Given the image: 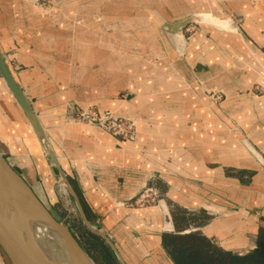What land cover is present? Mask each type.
<instances>
[{
  "label": "crops",
  "instance_id": "crops-1",
  "mask_svg": "<svg viewBox=\"0 0 264 264\" xmlns=\"http://www.w3.org/2000/svg\"><path fill=\"white\" fill-rule=\"evenodd\" d=\"M114 1L118 0H0V52L34 110L47 141L53 138L62 146L61 152L67 158L64 162L69 160L83 201L90 212L100 216L103 231L115 236L110 239L126 264H174L162 243L165 232L197 231L226 251L242 254L252 250L259 229L257 217L237 212L234 207L258 206V187H264V167L249 152H241L232 143L228 146L231 152L222 149L216 157H209L207 142L200 152L190 150L187 127L193 122L192 104L169 102L173 95H166L176 92L179 76L175 69H162L159 62L150 63L156 56L160 60L157 50L161 49V42H154L153 46L139 41L141 36L128 37L126 13L145 1L119 0V5H114ZM151 1L156 7L146 11L157 27H161V20L176 19L179 9L181 14L185 7L189 11L196 8L208 11L212 5L211 0ZM215 1L234 18L233 25L228 18L213 21L220 25L226 21L234 32L241 28L245 38L203 25L204 34L194 31L187 37L186 60L191 69L189 72L183 68V76L197 77L207 88L228 87L226 106L249 109L247 116H233L235 122L257 124L264 116L262 97L241 92L256 84L264 85V0ZM208 13L212 14H204ZM119 28L123 35L115 36L113 30ZM174 40L181 43L180 38V43ZM92 45L94 50L96 45H104L103 52L92 50L82 56ZM246 45L250 69L240 70L236 62L240 64L244 59ZM112 46L119 47V52L113 53ZM228 46L232 51L223 53ZM152 50L154 57L150 60V56L140 53ZM83 60L88 65H81ZM94 60L105 62L99 68L104 69L100 74L92 70ZM100 75L109 77V81L97 82ZM2 81L41 150L36 133L3 78ZM66 100L135 118V138L121 141L96 126L64 122ZM205 103L207 113L209 108L213 114L208 115L212 122L217 126L225 124L224 114L218 109H224V101L215 104L216 110L213 103L206 100ZM55 124L60 127L50 129ZM177 125L188 129L184 137L177 134ZM260 151L259 156H264V148ZM26 159L31 164L28 155ZM144 185L156 192L157 204L128 206L129 199ZM259 200L263 206L264 200ZM197 209L204 216L194 221ZM177 215L184 220L178 222ZM0 264H10L1 248Z\"/></svg>",
  "mask_w": 264,
  "mask_h": 264
},
{
  "label": "rangeland",
  "instance_id": "rangeland-1",
  "mask_svg": "<svg viewBox=\"0 0 264 264\" xmlns=\"http://www.w3.org/2000/svg\"><path fill=\"white\" fill-rule=\"evenodd\" d=\"M144 1L145 4H143L142 6L135 5L134 7H130L129 14L126 13V15H128V20L126 19V22L129 23L128 37L129 39H133L134 37L139 38L138 36H141L139 41H147V43H150L153 46L154 42L155 44H157L159 41L161 42V49L157 50V53H160V60L156 55V57L152 56L154 52L153 50L152 52L148 53L140 51V53L145 56H150L148 60L154 57L155 60H150L151 64L155 65V63L158 64L159 62L158 65H160L162 69L171 68L172 70H176L179 76L177 81L176 92L173 94L169 93L166 95V97H168V95H173V97L168 98V101H177L178 105H182L184 104V102H187V106H189L190 103L192 104V113L190 114V117H192L193 122L192 125H189L187 127L190 130L187 134V138L189 139V143L191 145L190 147H192L190 148V150L192 149L193 152H200V150L203 149L202 146H204V143L207 142L210 151L209 157L210 155H212L211 157H216L221 155L220 150L222 149L226 150V152H231L230 149H228V146L230 145V143H232V145L240 147L241 152H249L253 157H255V159L261 164V166L264 167V156H259V152H261L260 148H264V123H260L261 120L264 121V116L260 118V120L258 121L259 123L257 124H237L235 122L234 117L236 118L237 116L249 115V109L238 110L233 108L231 109L226 106V99L228 95L225 89L228 87L225 86L224 89L219 88L218 90L216 88H207L202 82H200L199 78L194 77L193 79H190L189 76H183V68L185 71L191 69L186 60V52L188 45L187 37L190 36V34L194 31L202 32L204 34L205 30L202 28L203 25L212 26L216 30L220 29L221 31H224L225 33L231 35L233 33H237V35H240L242 39L245 38L241 28L236 29L234 32L231 28L214 22V19H212L211 17V15L217 17L220 15L219 18H228L231 22L230 24L233 25L232 19L234 18V16L228 13V11L224 10L222 7H220L215 0H211L212 5H209L208 11L200 10L201 8H196V10L189 11L187 7H185V9L182 8V14L181 9H179V16H177L176 19L172 21L161 20V27H157L155 26L157 23L152 21L153 18L151 17V14L146 11L147 8L151 10L152 8H155L156 5L151 0ZM113 3L114 5H119L120 1H114ZM206 12H211L212 14H204ZM161 14H163L162 11ZM162 19H164L163 16ZM112 21H115L114 17ZM85 31L87 32V30ZM119 33L123 35V30H121L120 28L113 30V34L115 36H120ZM205 35L210 40L212 39L211 36H208L207 34ZM179 38L181 39V41L179 40ZM174 39H176L178 43H181L176 44ZM95 47L96 49L94 50V45H92L90 51H88L87 49L85 52H82L84 54H82V56H85V54L88 55V53H92V50L93 53H95L97 49L100 50V52H98L97 50V53H102L104 50V45L102 47L96 45ZM123 47L128 46L124 45ZM219 49H222V47H219ZM227 49L228 50H225L226 52L223 53L229 52V46ZM66 50L68 49L66 48ZM244 52V59H241L240 64L236 62V65L237 67H239L240 70L250 69V62L247 59V57L249 56L248 54H250V52L247 45L246 47H244ZM104 63L105 62L103 60H94V62L91 61V64L93 65L92 70H96V72L100 74V72L104 69L101 70L99 68L101 65H104ZM225 63L227 64V62ZM84 64L88 65V61H81V65ZM94 64L96 65V67L94 66ZM188 71L190 72V70ZM134 79L136 78L134 77ZM82 80L87 81V78L82 77ZM97 80L98 82L100 81L104 83V81H109V77L100 75L99 77H97ZM155 84L156 87L159 88L160 85L157 83ZM196 87H199V89L201 90L197 91ZM241 93L246 96H261L264 104L263 84H256L250 89L246 88L244 91L242 90ZM189 96H192V98L190 99ZM205 100L210 103H213L214 107L217 106L215 104L224 101V109H221L220 107L218 109L224 114L226 122L225 124H220L217 126L212 122V119L209 117L213 116V114H211L212 112L209 108V113H207V109L204 108V106H206ZM247 100H245L244 103H247ZM236 101L237 99L235 100V102ZM90 106L95 105L87 104L81 106L73 100H66L63 109L64 122L77 123L86 126H94L80 121L75 114L77 111L76 108L80 109ZM200 106H202V108ZM216 109L217 107H215L214 110ZM234 110L236 111V114H234ZM50 126V129L52 130H56L60 127V125L58 124ZM50 126L48 125V127ZM171 128H174V126H171ZM177 128V134L180 133L182 134V137H184L185 131L187 129L186 126L177 125ZM53 133L55 136V131ZM254 137H257V139H255ZM48 144L50 146L51 152L56 156L59 162L58 165L61 164L62 166H65L68 173H65L61 165H59V169L62 170L68 178V181L74 189L85 215L89 214L90 218H88L87 215L86 217L90 225H92L93 228L97 231L106 233V235H108L110 238H112V240H114L115 236L111 232L107 233L103 231V222L100 220V216L90 212L89 206L83 201L80 190L76 186V181L74 179L75 174L70 169L69 160L68 162H64L67 161V158L65 157L63 152H61L62 146L59 145L58 140L52 138L48 141ZM40 151L42 154H40L39 152V145L38 143H36V140L33 137L29 124L24 119L17 104L14 103L13 98L11 97L9 91L6 89V86L2 81V78L0 77V153L6 158V160L11 164V166L24 178L30 188L42 200V202L50 210L53 216L58 220L64 221L66 226L74 233V235L80 241L87 253L92 257L93 260L95 259L94 261H96V263L98 262L99 264H120L111 247L98 234L91 231L85 225L80 215L79 208L72 194L69 192L66 185L58 182L60 178V173L55 167L50 155L44 152V149L42 147ZM25 153L30 158L31 164L28 162L29 160L26 159ZM209 165L211 166L212 164ZM258 188L259 189L257 201L260 202V198L261 200H264V191H260L264 190V187L259 186ZM136 194H138V192ZM259 202L258 206L256 208L253 207V209H248L245 206L234 207L235 211L237 212L240 210V212H247L248 214H253L255 217H257L258 228L264 227V205L262 206L261 204H259ZM153 204H157V200L148 203L145 202V204L143 203V205H127L130 207H148ZM125 205L126 204H124V206ZM194 213V221H199L203 218L201 217V215L203 214L200 210L197 209V211H194ZM176 220L178 222H182L184 220V217L182 218L180 215H177Z\"/></svg>",
  "mask_w": 264,
  "mask_h": 264
},
{
  "label": "water",
  "instance_id": "water-1",
  "mask_svg": "<svg viewBox=\"0 0 264 264\" xmlns=\"http://www.w3.org/2000/svg\"><path fill=\"white\" fill-rule=\"evenodd\" d=\"M0 76L21 107L44 152L48 153L60 173L59 183L66 185L72 194L85 225L98 234L113 250L120 264H126L116 250L112 240L103 232L97 231L88 222L78 197L70 185L68 178L59 169L58 160L51 152L46 135L29 101L11 75L0 52ZM37 221L50 227L61 238L66 259H54L45 256L36 242L32 224ZM0 248L10 264H97L87 253L74 233L63 220L56 219L42 200L26 183L24 178L11 166L0 153ZM41 249V250H40Z\"/></svg>",
  "mask_w": 264,
  "mask_h": 264
},
{
  "label": "trees",
  "instance_id": "trees-1",
  "mask_svg": "<svg viewBox=\"0 0 264 264\" xmlns=\"http://www.w3.org/2000/svg\"><path fill=\"white\" fill-rule=\"evenodd\" d=\"M162 243L174 264H264V227L257 231L256 246L242 254L222 249L197 231L165 232Z\"/></svg>",
  "mask_w": 264,
  "mask_h": 264
},
{
  "label": "built area",
  "instance_id": "built-area-1",
  "mask_svg": "<svg viewBox=\"0 0 264 264\" xmlns=\"http://www.w3.org/2000/svg\"><path fill=\"white\" fill-rule=\"evenodd\" d=\"M76 117L87 124L97 126L121 141L133 140L136 136V120L116 114L110 110H99L95 106L76 108ZM140 191V192H139ZM138 194L131 197L128 205L157 200L156 192L151 186L144 185Z\"/></svg>",
  "mask_w": 264,
  "mask_h": 264
},
{
  "label": "bare ground",
  "instance_id": "bare-ground-1",
  "mask_svg": "<svg viewBox=\"0 0 264 264\" xmlns=\"http://www.w3.org/2000/svg\"><path fill=\"white\" fill-rule=\"evenodd\" d=\"M211 15L210 13H208ZM213 19H217L222 22V19L219 17L211 16ZM223 26H226V21L222 23ZM85 33V32H84ZM80 41V40H79ZM85 47V46H84ZM119 48V47H118ZM117 46H112L113 53L119 52ZM109 49V48H107ZM97 51V50H96ZM136 52V51H135ZM83 54V53H82ZM119 54V53H118ZM102 58V57H101ZM120 59V58H119ZM102 61V60H101ZM116 61V60H115ZM114 61V62H115ZM120 62V61H119ZM141 65V64H140ZM99 66V65H98ZM130 66V65H129ZM135 66V65H132ZM131 66V67H132ZM121 67V66H120ZM130 68V67H129ZM141 69V68H140ZM115 70V69H114ZM116 71V70H115ZM114 71V72H115ZM99 80V79H98ZM98 82V81H97ZM37 143V141H36ZM32 150V149H31ZM40 152V150H39ZM35 155V154H34ZM39 155V154H38ZM38 158V157H37ZM32 231L36 238V242L43 250L45 256H49L54 259H66L67 255L65 250L62 247L61 238L59 234L52 230L50 227L44 225L43 223L37 221L32 224ZM40 249V250H41Z\"/></svg>",
  "mask_w": 264,
  "mask_h": 264
}]
</instances>
